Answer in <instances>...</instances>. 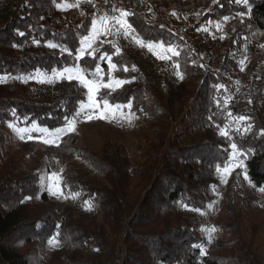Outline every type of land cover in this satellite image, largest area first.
<instances>
[{"label": "trees", "instance_id": "obj_1", "mask_svg": "<svg viewBox=\"0 0 264 264\" xmlns=\"http://www.w3.org/2000/svg\"><path fill=\"white\" fill-rule=\"evenodd\" d=\"M58 2L13 0L0 21V77L14 79L0 83V264H264L256 246L264 207L260 215L248 214L246 206L259 199L252 190L239 196L235 175L227 186L231 193L226 220L215 222L219 230L216 248L207 254L197 247L204 243L202 225L183 206L207 208L212 186L217 184L216 166L223 167L229 158L230 142L245 153L240 159L253 187L264 188V122L257 107L241 112L235 105H223L227 80L237 75L233 55L247 31L264 32V0H247V4L235 0H92L80 5L77 21L66 19L56 7ZM99 5L111 13L113 6L132 13L128 19L145 40L175 46L180 55L174 61L184 79L165 81L162 102L150 74L125 52L115 54L114 42L99 45L120 69L111 75L131 82L115 91L101 89L97 98L107 94L109 103L131 102V111L148 120V136L132 156L122 144L109 139L98 150L80 148L70 135L59 148L44 146L28 167L27 156L38 146L27 142L21 156H10L8 146L16 137L7 124L29 127L35 123L54 130L64 126L65 118L78 110L81 101L86 102L87 95L76 80L65 79L55 82V99L49 101L46 85L36 90L21 80L39 71H62L77 62L79 38L89 29ZM173 13L184 24L183 30L174 26ZM190 15L195 16L193 23L187 20ZM223 17L234 21L219 47L216 43L209 47L219 58L213 67V59L206 62L189 36ZM49 42L69 51L51 49ZM78 63L87 68L100 63L108 81L106 61L85 56ZM259 95L264 98V80ZM229 112L233 117H247L249 130L244 132L245 126H239ZM224 129L227 137L220 134ZM72 155L91 171L85 177L68 159ZM49 157L68 159L63 190L88 199V211L72 204L58 210L40 179ZM52 237L59 241L58 247L48 243ZM120 244L123 254H119Z\"/></svg>", "mask_w": 264, "mask_h": 264}, {"label": "rangeland", "instance_id": "obj_2", "mask_svg": "<svg viewBox=\"0 0 264 264\" xmlns=\"http://www.w3.org/2000/svg\"><path fill=\"white\" fill-rule=\"evenodd\" d=\"M13 0H0V21L1 17L6 15L5 9H7ZM84 3H89L88 0H81L80 5ZM78 8H72L67 11L59 12L63 13L65 18L71 21H77L79 18ZM107 13L108 15H113V13L109 12L105 9L104 6L99 5L98 12L96 16H100ZM118 15V14H115ZM171 20L174 23L176 28L179 30H183L184 24L181 23L175 15H171ZM190 23H193L195 20L194 15H190L187 17ZM233 19L230 18L227 21H221V29L217 30L215 27V22L208 23L200 30L196 31L194 34L189 36V40L193 43L194 46H198L202 51L203 57L206 62L212 60V66L215 67L219 64V58L215 57L213 51L209 50V47L216 43L217 47H219L220 43L223 39L221 36L226 37L229 33L230 28L233 25ZM207 27L208 32L203 31V29ZM102 40L112 41L117 44L121 51L125 52L128 56H130L135 65L140 67L146 72V74H150L152 76V80L155 83L156 93L158 94L159 99L164 102L165 101V92L163 84L168 79H176L179 80V77L176 75V69L173 67L172 61H174V57L172 60H159L154 56L151 52L147 50V48L139 47L131 38V36L125 38L124 36H109V37H101ZM244 42L239 48V50L233 55L235 60L238 63L237 75L233 79L227 80L228 85V93L223 100V105H235L241 112H248L252 110V107H257V110L260 114L262 121L264 122V98H260L259 89L260 84L264 80V32H259L257 30L247 31L246 35L243 38ZM178 50V49H177ZM120 51V52H121ZM159 51V49H157ZM243 61V64L240 62ZM40 72V71H39ZM37 73V72H36ZM36 73L32 76L35 77ZM45 73V72H41ZM47 75H51V73H45ZM7 81L9 79H13L7 77ZM14 80V79H13ZM109 80V79H108ZM22 83L28 84L35 88L39 89L40 86L46 85L47 89V99L49 101H53V87L54 83H38L35 78L27 80L25 82L22 78ZM60 80H57L58 82ZM108 82V81H105ZM86 90V89H85ZM87 95V90H86ZM87 102V100H86ZM178 105L175 107V117L176 120L179 119L178 115ZM127 112V109H124ZM88 114H96L92 109H86ZM137 118L132 122V124H128L127 122H109L108 120H100L93 119L88 121L85 116L82 114L81 117L77 119L76 131L74 133H70L65 135L61 142L67 139L70 135L76 137V143L80 148H88L91 150H98L102 146L105 140L109 139L113 141L115 144H122L124 146L125 152L128 154L135 156V148L137 144L143 143L146 136L149 134V122L146 118ZM247 117L244 121H239L237 124L239 126L243 125L249 127L247 123ZM9 124V123H8ZM7 124V126H8ZM246 124V125H244ZM20 127V126H19ZM31 127V126H29ZM11 129V128H10ZM12 130V129H11ZM50 130V129H49ZM13 132V130H12ZM15 141L9 144L8 146V154L10 156H21L23 154L24 145L27 142H34L38 146V149L28 154L27 156V166H32L37 158L41 155L42 150L45 144L38 142L37 140H20L18 136L13 132ZM33 136H38V133H32ZM73 161L79 174L82 177H85L91 171L85 167L82 160L75 155H72L68 158ZM67 158H48V166L45 167V171L43 172V177L50 176L51 173L55 172L61 174L62 177L64 175V166ZM48 172H47V170ZM62 170V172H61ZM245 168L237 167L231 171V175L227 177V183H223L221 180V175L215 172V177L217 179V184L215 186V191H213V196L209 202V204L213 205L212 208H207L201 215L199 212L190 211L185 209L186 212L191 213V215L202 225V229H210L215 227L214 224L219 220H226L227 211L226 205L230 200V193L227 190L228 183L233 175L236 176L237 186L236 192L244 197L247 195L249 190H252L256 198L259 199V202L255 203L251 207L245 208L250 216H256L262 214V207H264V192L259 191V189H255L253 185L249 182V179L244 178ZM51 181L45 179L44 185H50ZM63 188V187H62ZM64 191V190H63ZM65 193V196H53L48 191L51 199L57 204L58 210L67 205H77L82 212L88 211L89 208V200L86 199L82 194L78 193L77 198H73L71 194ZM208 204V205H209ZM264 219V217H261ZM216 228V227H215ZM217 229V228H216ZM204 237V243L200 245V250L203 248L205 251L201 253L207 254L209 251L216 248V239L219 234V230L212 234V240L209 242L208 233L202 231ZM59 246V245H58ZM52 246L51 247H58ZM256 246L260 251L261 260L264 263V224L262 225ZM119 254H123V247L120 244Z\"/></svg>", "mask_w": 264, "mask_h": 264}, {"label": "snow or ice", "instance_id": "obj_3", "mask_svg": "<svg viewBox=\"0 0 264 264\" xmlns=\"http://www.w3.org/2000/svg\"><path fill=\"white\" fill-rule=\"evenodd\" d=\"M81 0H60V2L56 3L57 9L61 11H67L72 8L80 7ZM89 3H92V0H88ZM108 0H105L107 3ZM236 3H245L247 4V0H235ZM95 6V5H93ZM112 12H119L118 15H108L107 13L94 16L91 18L89 29L80 36L79 38V46L76 49L78 55L75 57V61L71 66L64 67L63 70L53 69L51 75H47L45 73L37 72L35 77L29 74L28 76L23 77V80L27 82L29 79L35 78L38 83H54L57 80H68L69 82L72 80H76L80 86L87 90V102L81 101L78 110H74L71 117L65 118V124L62 127L56 128L54 130H49L48 128L40 127L39 125L33 123L31 127H19L15 122H10L8 127L13 130V132L18 136V138L22 141L24 140H37L48 146H53L56 148L60 147V143L62 138L65 135L70 133H74L76 131L77 119L81 117L83 114L88 121L93 119L100 120H108L109 122H127L128 124H132V122L137 118L135 113L131 111L132 103L128 102L126 104L120 103H109L107 99V94L100 96L99 99L98 94L101 89H109L110 91H115L117 88L122 87L126 83H130L131 81L126 79H119L111 75L113 71L120 70L118 69V65L113 62L112 55L109 54L107 50L101 52L99 45L103 43H107L108 41L102 40L101 37H109V36H124L125 38L131 36L132 40L141 48H147L149 52H151L154 56H156L159 60H172V57H178L180 52L177 48L171 44H165L163 41H152L145 40L142 38L136 31V28L129 21L128 17L132 15V13L124 10L117 9L115 6L112 8ZM84 14L83 12L81 13ZM176 15V13H173ZM243 15V14H241ZM230 17H223L222 21L229 20ZM209 23H213L209 21ZM215 27L217 30L221 29V21L215 22ZM203 31L208 32V28L205 27ZM19 35L23 36L24 33L20 32ZM224 39V36L220 37ZM37 45H39L38 41H35ZM47 47L51 49L59 48L60 51L68 52L69 50L56 43L49 42ZM112 47L115 50V54L120 53V48L117 44L113 43ZM159 49V51H157ZM97 53H100L99 56ZM71 55V53H69ZM88 56L93 60L98 61H106L109 72L107 75L109 76L108 82H105L104 69L100 66V63H95L91 68L82 67L78 61L83 57ZM173 67L176 69V75L179 79H184V74L180 71L179 63L172 61ZM243 64V61L240 62ZM202 66V65H201ZM122 70L127 72L128 67L122 66ZM132 70L135 71V66H132ZM7 77H0V83H5L7 81ZM20 79V77H17ZM219 87H223L220 85ZM86 109H92L96 114H88ZM124 109L128 111L125 112ZM13 116H15V112H13ZM229 117L232 119L239 121H244L246 117H233L232 113H228ZM249 127L243 129L244 132L249 130ZM240 131L238 127L236 129ZM32 133H38V136H33ZM221 136L227 137L228 132L226 129L221 130ZM231 153L229 154V158L224 161L223 167L220 165L216 166V172L221 175V180L223 183H227V177L231 175V171L237 167L244 168V162L240 157L245 156V153L241 151L235 142H230ZM62 172V170H61ZM244 178L247 180V172L245 170ZM41 184H45V179L51 181L50 185H45L47 191L51 193L53 196H65V193L62 188L63 177L58 173H51L50 176L41 177ZM251 183V181H249ZM213 191H215V185L212 186ZM259 191L264 192V188L259 189ZM73 198L78 197V193L71 194ZM65 198H67L65 196ZM186 209L190 211L199 212L201 215L204 213L201 212L199 208L190 209L187 205H183ZM213 205L209 204L208 208H212ZM90 208V204H89ZM208 233V240L211 242L212 234L217 231L215 227L210 229H202ZM58 235V234H57ZM48 243L52 246H58L59 241L56 237H52L49 239ZM197 247H200L197 245ZM201 251L205 250L201 248Z\"/></svg>", "mask_w": 264, "mask_h": 264}]
</instances>
